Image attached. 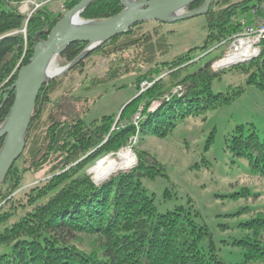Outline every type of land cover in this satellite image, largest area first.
Returning a JSON list of instances; mask_svg holds the SVG:
<instances>
[{
  "label": "trees",
  "instance_id": "16d2710c",
  "mask_svg": "<svg viewBox=\"0 0 264 264\" xmlns=\"http://www.w3.org/2000/svg\"><path fill=\"white\" fill-rule=\"evenodd\" d=\"M0 1L8 5L7 11H0L1 126L15 95L8 88L14 84L18 69L32 57L36 34L42 33L40 39L45 41V32L81 0H65L63 13L53 14L41 7L29 18L19 12L16 5L20 0ZM260 1L211 0L204 16L206 37L202 46L169 61L164 57L171 49L168 37L172 32L164 33L160 26L141 32L143 24L134 25L127 34L92 51L68 72L80 71L95 56L106 60L104 74L89 82L82 80L83 89L129 74L135 77L136 97L116 123L117 116L85 123L83 117L91 102L72 96L71 88L52 100L64 78L43 86L26 132L25 148L0 187V264H224L208 229L197 223L196 212L176 208L157 213L141 179L164 177L165 169L139 147L145 136L164 138L186 118L229 105L242 94V88L214 94L212 82L218 75L211 65L222 57L197 68L195 53L238 34L240 18L248 20ZM202 3L199 0L188 10ZM122 10L117 0H98L80 18L108 19ZM86 47L85 43L68 46L60 56L64 65ZM238 69L246 74L247 86L264 92V44L256 58ZM143 82L151 86L141 92ZM156 102L158 107L149 111ZM137 113L140 120L133 122ZM2 143L0 140V148ZM127 146L132 148L136 166L93 185L85 173L87 167ZM225 147L232 158L245 160L250 172L264 180V138L252 125L236 126ZM108 160L112 161L107 164ZM117 164V156L106 159L99 163L98 171ZM28 173L41 176L23 189L19 184ZM241 227L250 236L235 242L244 249L239 264H264V216L258 215ZM83 236L92 241L84 244Z\"/></svg>",
  "mask_w": 264,
  "mask_h": 264
},
{
  "label": "rangeland",
  "instance_id": "374dc122",
  "mask_svg": "<svg viewBox=\"0 0 264 264\" xmlns=\"http://www.w3.org/2000/svg\"><path fill=\"white\" fill-rule=\"evenodd\" d=\"M64 1L20 0L16 6L19 12L28 17L41 7L53 14L63 13ZM7 10L8 5L0 1V11ZM205 22L204 16L175 24L148 22L139 30L147 32L160 26L162 32H172L168 37L171 49L164 57L165 61H169L202 46L206 37ZM216 47L195 53L197 68L224 56L227 48ZM54 63L59 68L66 66L60 56L54 59ZM241 64L243 62L213 71L218 75L212 82L211 90L214 94H224L235 88L243 89L242 94L232 103L210 109L202 116L186 118L164 138L145 136L139 147L165 169L164 177L141 179L147 195L153 198L157 213L165 214L176 208L196 212L197 223L208 229L217 256L224 264L242 262L244 249L235 245V242L247 238L250 232L241 225L258 215L264 216V180L250 172L245 160L232 158L225 147L226 139L238 125H252L258 136L264 138V92L245 84L246 74L238 69ZM106 67V60L95 56L80 71L51 80L50 82L64 78L59 91L51 99L64 96L71 88L72 96L91 102L83 117L85 123L104 116H117L116 123L121 109L136 97L133 85L135 77L129 74L112 82L97 84L90 89H83L81 86L85 78L89 82L92 78L101 77ZM120 87L122 88L118 89ZM157 107L158 103H153L149 111ZM124 149L129 150L135 157L131 146H127L115 154L99 158L85 170L90 182L92 183L93 176L98 172L101 161L115 159ZM117 160L119 161V157ZM111 161L108 160L107 164ZM136 164L135 157L134 165L127 171ZM40 176L25 174L19 185L23 189L34 185ZM7 187L8 183L5 189ZM83 241L85 244L92 240L83 236Z\"/></svg>",
  "mask_w": 264,
  "mask_h": 264
},
{
  "label": "water",
  "instance_id": "95a60500",
  "mask_svg": "<svg viewBox=\"0 0 264 264\" xmlns=\"http://www.w3.org/2000/svg\"><path fill=\"white\" fill-rule=\"evenodd\" d=\"M96 1L81 0L77 3L51 30L45 32V41L40 39L42 33L36 34L32 57L25 66L18 69L14 84L8 88L15 95L6 119L0 126V140H3L0 148V187L25 148V136L37 97L43 86L53 80L47 78V70L51 62L61 56L68 46L87 44L80 55L61 68L58 77L67 74L102 44L127 34L134 25L148 22L175 24L207 15L211 5V0H203L199 8L188 10L199 0H117L123 10L116 16L102 20H82V12ZM129 103L121 109L118 117ZM101 183L92 184L98 186Z\"/></svg>",
  "mask_w": 264,
  "mask_h": 264
},
{
  "label": "built area",
  "instance_id": "2783aa9c",
  "mask_svg": "<svg viewBox=\"0 0 264 264\" xmlns=\"http://www.w3.org/2000/svg\"><path fill=\"white\" fill-rule=\"evenodd\" d=\"M30 15L28 16V18ZM241 31L229 38L226 41L220 42L216 48L225 46L227 48L224 56L219 61L215 62L211 69L216 72L218 69H223L229 65H221L230 57L238 54H250L243 57L241 62H248L256 58L260 54V47L264 44V0H261L251 11L250 18H240ZM240 63V62H239ZM233 65V64H232ZM151 84L146 82L141 83V92L146 91ZM176 93V92H174ZM134 122L140 120L139 114H135Z\"/></svg>",
  "mask_w": 264,
  "mask_h": 264
},
{
  "label": "bare ground",
  "instance_id": "6f19581e",
  "mask_svg": "<svg viewBox=\"0 0 264 264\" xmlns=\"http://www.w3.org/2000/svg\"><path fill=\"white\" fill-rule=\"evenodd\" d=\"M250 54H238L235 56L230 57L228 60L223 62L221 65H232L235 63L241 62L243 57H247ZM61 72V68H59L55 63L54 60L51 62L48 70H47V78L54 79L59 76ZM117 158L119 157L118 164L116 166L109 165L108 167L98 171L95 176L92 178L93 184H99L103 181H105L107 178L112 176L116 172H121L128 170L134 165L135 157L129 150H122L120 153H118Z\"/></svg>",
  "mask_w": 264,
  "mask_h": 264
}]
</instances>
